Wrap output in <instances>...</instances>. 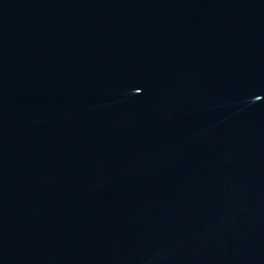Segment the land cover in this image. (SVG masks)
<instances>
[{
  "label": "water",
  "instance_id": "95a60500",
  "mask_svg": "<svg viewBox=\"0 0 264 264\" xmlns=\"http://www.w3.org/2000/svg\"><path fill=\"white\" fill-rule=\"evenodd\" d=\"M0 264H264V0H0Z\"/></svg>",
  "mask_w": 264,
  "mask_h": 264
}]
</instances>
